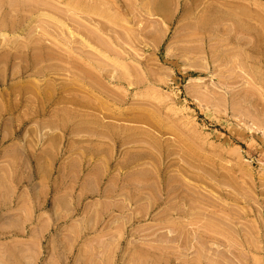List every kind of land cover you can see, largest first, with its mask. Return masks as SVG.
<instances>
[{"label":"rangeland","instance_id":"obj_1","mask_svg":"<svg viewBox=\"0 0 264 264\" xmlns=\"http://www.w3.org/2000/svg\"><path fill=\"white\" fill-rule=\"evenodd\" d=\"M0 264H264V0H0Z\"/></svg>","mask_w":264,"mask_h":264},{"label":"bare ground","instance_id":"obj_2","mask_svg":"<svg viewBox=\"0 0 264 264\" xmlns=\"http://www.w3.org/2000/svg\"><path fill=\"white\" fill-rule=\"evenodd\" d=\"M97 66V65H96Z\"/></svg>","mask_w":264,"mask_h":264}]
</instances>
